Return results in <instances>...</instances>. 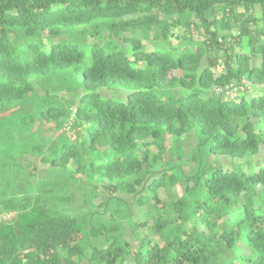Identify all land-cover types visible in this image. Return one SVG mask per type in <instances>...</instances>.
I'll list each match as a JSON object with an SVG mask.
<instances>
[{
	"label": "trees",
	"instance_id": "trees-1",
	"mask_svg": "<svg viewBox=\"0 0 264 264\" xmlns=\"http://www.w3.org/2000/svg\"><path fill=\"white\" fill-rule=\"evenodd\" d=\"M262 149L264 0H0V264H264Z\"/></svg>",
	"mask_w": 264,
	"mask_h": 264
},
{
	"label": "rangeland",
	"instance_id": "rangeland-1",
	"mask_svg": "<svg viewBox=\"0 0 264 264\" xmlns=\"http://www.w3.org/2000/svg\"><path fill=\"white\" fill-rule=\"evenodd\" d=\"M257 16H260V11H259V9L257 10ZM191 20H193L194 22H195V24L194 23H192L191 24V27H190V31L189 30H186L185 29V27L184 26H181V27H178L176 30H174L173 32H174V37L172 38V41H174V42H178V41H180V40H183L185 37L186 38H188L189 36H193L195 39H202V37H203V34H204V30H203V28L202 27H200V29H199V27H196V24H199L200 22H199V20H197L196 18H195V16H191ZM199 32H201L202 33V36L200 35H198V33ZM152 35V34H151ZM143 37V43L146 45V47L148 48V50H153V45H152V42L150 41L151 39H149V35L146 37V36H142ZM117 39V41L123 46V47H125V44H123L122 43V40H121V38H116ZM196 41V40H195ZM245 44L246 43H244V46H245ZM244 49V51L246 52V53H249V50H250V48H248L247 46L246 47H244L243 48ZM221 69L222 68H218V70H216L218 73L221 71ZM104 94L105 95H108V94H110L109 93V91H104ZM195 145H196V141H195V138L192 136L191 137V140H190V142H186L185 144H184V148H185V151L189 154V155H191V151H192V149L195 147ZM168 156V158H169V155H167ZM167 156H165V157H167ZM264 157V150L262 149L261 150V152H260V155H259V158H263ZM212 161H214V159H213V157H212V159H211ZM185 162H187V161H185ZM216 164H220V165H222V166H230L233 162L230 160V159H228V158H222L221 160L219 159V160H217V162L216 161H214ZM236 162V161H235ZM183 170H184V172L185 173H190L192 170H193V168H194V163H191V162H187V163H185V164H183ZM174 193H175V195H179V194H182L183 193V191H184V186L182 185V184H179V186H177V187H175L174 188ZM159 193H160V195L161 196H164L165 195V191L163 190V189H161L160 191H159ZM117 196H119L120 198H124V199H126L127 201H128V203L129 204H131V205H133V197H131V196H127V195H124V194H118ZM99 200V199H98ZM134 206V205H133ZM132 206V209H133V215H134V219H136V220H139V219H141V212L139 211V210H137V208L134 206L133 207ZM67 212L68 213H74L75 212V210L73 209V211L69 208L68 210H67ZM131 245H132V247L134 246V242L131 240ZM135 247V246H134ZM133 247V248H134ZM86 262H84V264H85Z\"/></svg>",
	"mask_w": 264,
	"mask_h": 264
}]
</instances>
